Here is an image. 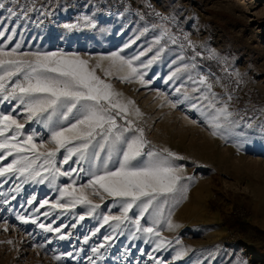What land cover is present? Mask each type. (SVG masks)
<instances>
[{"label": "rangeland", "instance_id": "rangeland-1", "mask_svg": "<svg viewBox=\"0 0 264 264\" xmlns=\"http://www.w3.org/2000/svg\"><path fill=\"white\" fill-rule=\"evenodd\" d=\"M21 2L35 8L29 13L30 24L39 23L38 27L44 25L50 30L71 25L69 17L59 23L57 18L50 21L36 17L56 11L58 6L72 11L92 6L109 17L112 25L123 22L128 42L139 52L152 45L163 28L179 38L177 44L167 43L166 51L155 61L153 74L148 73L144 78L146 84L132 83L130 100L142 113L138 117L133 111L132 119L144 129L149 147L167 148L183 157L175 163L192 180L184 181L188 184L186 197L172 210L171 219L180 227L173 231L161 229L162 236L172 244L156 251L154 238L141 233L133 238L134 226L122 225L114 232V222L103 224V215L120 214L118 203L111 197L101 200L92 196L93 202L101 205L92 215L87 214L88 208L84 205L70 211L51 209L49 205L39 208L45 199L50 203L59 199L57 189L70 182L67 177H59L55 185L23 182L16 177L0 178V264H157L158 261L163 264H236L237 261L264 264V0ZM28 19L25 22L23 18H8L0 10V21H4L6 28L14 29L6 33L14 37L7 46L13 47L18 42L21 51L41 52L34 45L19 41L17 28L29 23ZM46 51L75 52L69 46H54ZM152 55L148 53L141 59L146 62ZM180 56L184 58L182 61L178 59ZM203 59L213 61L217 71L203 64ZM185 63L196 67L169 80L171 73ZM189 74L207 75L214 83L213 90L224 99L231 94L230 110L238 114L235 119L240 121V128L229 136H214L204 117L189 101L178 103L175 108L166 102L183 99L185 89L191 93ZM177 87H181L180 93L175 91ZM11 109V104H0V111ZM13 114L25 122L22 109ZM249 123L251 127L247 126ZM47 130L38 121L26 123L25 131L34 133L38 143L48 141ZM61 158L57 157L58 166ZM10 160L11 157L2 163ZM69 165L88 167L86 163L76 165L70 161L62 169L67 170ZM74 178L83 184L89 177L81 171ZM17 186L19 191L15 190ZM33 197L34 202L28 204ZM45 212L49 215L45 216ZM136 214L138 210L134 209L130 216L135 218ZM81 215L84 220L79 219ZM40 223L60 227L61 233L47 232L39 227ZM141 223L151 226L148 219ZM60 235L65 238L60 239ZM106 235L115 239L94 254L91 249L104 243ZM85 237H88L87 243ZM176 240L181 243L176 244ZM181 248L187 250L186 254L179 260L173 259ZM55 256L61 259L56 260Z\"/></svg>", "mask_w": 264, "mask_h": 264}, {"label": "snow or ice", "instance_id": "snow-or-ice-1", "mask_svg": "<svg viewBox=\"0 0 264 264\" xmlns=\"http://www.w3.org/2000/svg\"><path fill=\"white\" fill-rule=\"evenodd\" d=\"M0 10L6 12L8 18L19 20L28 19L35 8L21 0H0ZM83 20L91 24L88 16ZM8 32H14V29L6 28L4 21H0V104L12 105L10 111H0V178L16 177L22 178L23 182L55 185L59 177H67L70 182L57 189L59 199L52 203L45 199L39 203V208L49 205L51 209L70 211L84 205L88 208L87 214L92 215L101 207L93 202L92 196L101 200L111 197L118 203L120 214L103 215L104 225L114 222V232L122 225H132L135 229L133 238L136 233L154 238L156 251L166 244L171 245L172 241L162 236L161 229L166 227L173 231L180 227L171 219L172 210L186 197L188 184L184 181H191L192 177L185 176L184 169L175 163L183 157L167 148L153 150L149 147L144 129L132 119L133 111L138 117L142 115L134 107L135 102L124 98L97 71L103 69L106 75H111L115 70L122 74L119 78L123 82L138 80L144 85L142 69L160 58L169 41L177 44L179 38L163 28L146 50L130 58L112 52L93 64L74 53L21 51L18 42L9 48L7 44L14 37L6 35ZM148 53L153 55L145 62L141 57L148 56ZM178 59L182 61L184 58L180 56ZM103 61L108 62L106 69ZM195 67V64H182L168 79H177L181 73H188ZM187 79L193 85L191 93L185 89L183 99L167 103L175 108L178 103L189 101L191 107L204 117L214 136H229L240 128V121L235 119L238 114L230 110L231 94H227V99L221 97L213 90L214 83L207 75L189 74ZM175 91L180 93L181 87ZM17 109H22L25 122L13 114ZM34 121L48 128L50 138L47 142L38 143L34 133L25 131L26 123ZM58 156L62 157L60 166ZM10 157V162L2 163ZM70 161L76 165L86 163L88 167L69 165L63 170L62 165ZM81 171L89 178L86 183L78 184L74 176ZM15 190L19 191V186ZM34 200L33 197L27 203L32 204ZM134 209L138 210L135 218L130 216ZM20 219L24 220V217ZM79 219L85 217L81 215ZM144 219L150 220L151 226L142 224ZM31 222L36 223L35 220ZM39 227L47 232L61 233L60 227L43 223ZM96 231L99 232V228ZM64 238L60 235V239ZM114 239L112 235L104 236V243L91 251L99 253ZM87 241L88 237H85V243ZM186 251L179 249L173 259H181ZM54 259L60 260L61 257L55 256ZM236 264L246 262L237 261Z\"/></svg>", "mask_w": 264, "mask_h": 264}, {"label": "crops", "instance_id": "crops-1", "mask_svg": "<svg viewBox=\"0 0 264 264\" xmlns=\"http://www.w3.org/2000/svg\"><path fill=\"white\" fill-rule=\"evenodd\" d=\"M64 8V7H63ZM58 6L56 11L52 10L49 14L36 17L40 20H63L65 17H69V23L74 24L75 28L69 29L61 28L50 30L42 25L38 27L39 23H31L32 17H29V23L24 26H18L17 33H19L22 42H25L29 46L34 45L41 52H47L48 48L66 47L69 46L75 50L74 54L88 59L91 63L95 64L99 61V58L109 56L112 52H120L125 57H132L139 53V50L134 48L132 44L128 42V35L124 31L123 22L119 25H112L109 17L103 16L93 7H85L79 11H72L69 9H63ZM69 12V16L68 15ZM88 16L91 20V24L86 23L83 17ZM113 16V15H112ZM110 16V18L112 17ZM25 22L26 19H25ZM72 54V53H69ZM139 63V62H137ZM152 64L146 69H142L145 73L144 78L148 77L149 74H153V68L157 66ZM108 62L103 61V68H107ZM149 70V71H148ZM149 73V74H148ZM97 74L113 85L114 89L123 94L126 99H131L132 83L138 82L134 80L132 82H123L119 77L122 75L115 70L112 71L111 75H106L103 69L98 70ZM156 76V73H154ZM121 84L126 86L121 87ZM50 136L49 130H47Z\"/></svg>", "mask_w": 264, "mask_h": 264}, {"label": "trees", "instance_id": "trees-1", "mask_svg": "<svg viewBox=\"0 0 264 264\" xmlns=\"http://www.w3.org/2000/svg\"><path fill=\"white\" fill-rule=\"evenodd\" d=\"M203 64H205L207 67H209L213 71H217L216 67L213 64V61H205V59L201 60Z\"/></svg>", "mask_w": 264, "mask_h": 264}]
</instances>
